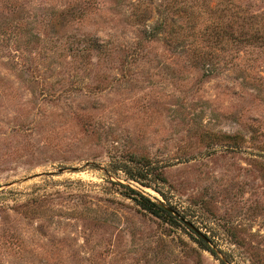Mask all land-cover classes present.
I'll list each match as a JSON object with an SVG mask.
<instances>
[{"label":"rangeland","instance_id":"374dc122","mask_svg":"<svg viewBox=\"0 0 264 264\" xmlns=\"http://www.w3.org/2000/svg\"><path fill=\"white\" fill-rule=\"evenodd\" d=\"M236 1L264 28V0ZM230 13L0 0V264H264V32L243 38ZM164 14L185 36L145 39ZM134 160L150 185L113 166Z\"/></svg>","mask_w":264,"mask_h":264},{"label":"trees","instance_id":"16d2710c","mask_svg":"<svg viewBox=\"0 0 264 264\" xmlns=\"http://www.w3.org/2000/svg\"><path fill=\"white\" fill-rule=\"evenodd\" d=\"M227 7L231 11V20L232 16L234 17L233 20L229 23V25H232L234 21L242 23L244 15L239 13L240 6L239 3L236 0H227ZM247 20L244 21L240 25V34H242V37L245 39H251V41H255L253 39H257L253 34L258 32H264V28H262V23H260V18L257 17L256 14H250L246 16ZM171 19V18H170ZM170 19H168L167 15H162L158 21H156L154 24H143V29L141 30V35L145 38H151L160 30H164L167 33H170L171 35H166L170 40H177L180 37H184V33L179 30H167L170 24H173L170 22ZM231 32L233 31V26L231 27ZM195 40V39H193ZM259 40H261L259 38ZM249 41V42H251ZM264 42L261 44L263 45ZM260 45V44H258ZM215 54L212 51H201L194 55V60L196 62H199L202 65L205 66H213L215 62ZM207 70H211V67H208ZM113 166H117L116 168H121L130 175V177L134 180H137L138 182L150 185V181H143L142 178H148L149 174L152 173V167L149 163H146L145 161L141 160H134L133 165H127L126 163H113ZM120 166V167H118ZM149 180V178H148ZM130 194V197L139 204L142 208L146 209L147 211L151 212L152 214L159 215L165 217L170 222L177 221V217H175L170 210L165 208L162 204L156 202L155 200L151 199L149 196L145 195L144 193L136 190L135 188L131 187L130 185L125 186ZM133 194V195H131Z\"/></svg>","mask_w":264,"mask_h":264},{"label":"water","instance_id":"95a60500","mask_svg":"<svg viewBox=\"0 0 264 264\" xmlns=\"http://www.w3.org/2000/svg\"><path fill=\"white\" fill-rule=\"evenodd\" d=\"M162 204V203H160ZM163 205V204H162ZM165 208H167L168 210H170L171 212H174L176 215H178L180 217L181 220H183L188 226H190L192 229H194L196 232L200 233L199 229L188 219H186L184 216L180 215L178 213V211H176L175 209H173L172 207H168L163 205Z\"/></svg>","mask_w":264,"mask_h":264}]
</instances>
